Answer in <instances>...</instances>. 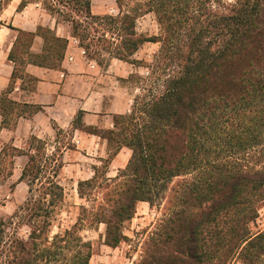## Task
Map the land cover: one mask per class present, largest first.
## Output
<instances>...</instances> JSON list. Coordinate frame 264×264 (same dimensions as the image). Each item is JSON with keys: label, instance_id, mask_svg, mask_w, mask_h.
<instances>
[{"label": "trees", "instance_id": "1", "mask_svg": "<svg viewBox=\"0 0 264 264\" xmlns=\"http://www.w3.org/2000/svg\"><path fill=\"white\" fill-rule=\"evenodd\" d=\"M11 1L0 0V12ZM117 1L120 14L104 16L92 14L91 0L42 3L71 24L87 57L100 64L103 51L140 64L133 56L143 44L160 43L147 65L148 85L131 110L115 114L112 129L85 127L109 146L116 144L111 158L124 146L132 149L129 163L114 178L102 173L99 182L96 167L92 178L80 181V197L90 195L93 205L83 207L84 216L73 226L52 234L64 187L45 143L34 137L35 152L28 153L20 178L29 186L28 197L11 215L0 217V264H91L93 247L81 234L84 226L104 223L105 243L117 247L137 203L154 205L174 178L184 176L189 178L181 183L176 208L162 220L142 264H264V228L252 226L264 205V0H130L134 4L128 2L131 8L125 11L123 0ZM38 2L21 0L19 9ZM148 13L156 15L159 35L137 33V18ZM98 20L107 29L96 43L90 36ZM112 30L119 37H109ZM38 32L45 39L42 53H31L35 33L20 30L9 59L23 64L26 55L42 66L58 65L69 40L50 28ZM19 77L36 80L15 67L11 85L0 95L4 122L36 108L8 96ZM75 124L83 127L82 112ZM16 152L5 146L0 167L4 156ZM103 183L109 191L98 201L93 190Z\"/></svg>", "mask_w": 264, "mask_h": 264}, {"label": "crops", "instance_id": "2", "mask_svg": "<svg viewBox=\"0 0 264 264\" xmlns=\"http://www.w3.org/2000/svg\"><path fill=\"white\" fill-rule=\"evenodd\" d=\"M20 2L12 0L0 12V31L7 30L16 33L10 43L4 39L0 40V95L11 85L15 67H20V70L26 74L35 77V85L29 87L26 81L19 77L8 96L22 105L27 103L36 108L30 115L24 114L17 118L9 116L6 122L0 115V153L7 145L19 149V152L14 153L15 155L4 156V158L11 156L13 165L7 179L14 184V190L9 195V199L5 200L6 204L0 206V212L4 215L12 213V210L22 202V199L17 197L19 191H26L25 194L23 193V198L27 193L29 194L27 182L20 178L29 160L28 153L35 152V149L31 148L34 137L45 143L46 156L52 158L57 150L56 144L52 143L57 129L71 130L73 148L65 147L62 150L63 164L58 170L57 180L62 185L67 181V175L70 180L73 179L78 190L80 181L90 179L95 175L93 171L89 174L84 170L85 164L79 160L92 159V156L88 154H100L98 161L104 162L103 158L108 154L109 147L106 138L85 127L99 131L112 129L114 128V115L124 114L131 110L128 88L123 86L121 79L128 78L126 75L117 73L115 69L104 71L103 64H100L97 59L87 57L79 39L72 35L69 27L60 22L58 17L48 13H43L44 17L41 18L28 17L27 11L31 8L30 5H33L29 4L19 9ZM114 11L117 13H113ZM91 12L96 16L119 15L121 7L117 0H91ZM39 27L50 28L57 36L69 40L65 58L56 66H42L34 63L31 56L26 57L23 64L21 61L15 62L9 59L20 30L35 33L31 53L43 52L45 39L38 32ZM115 61L131 63L113 57V63H109V68L114 66ZM80 112H82L83 127L75 124ZM86 151L87 154H85ZM10 152L12 151L9 150ZM131 156L132 149L124 146L111 158L109 165L111 168H123L129 163ZM0 187L4 185L1 184Z\"/></svg>", "mask_w": 264, "mask_h": 264}, {"label": "rangeland", "instance_id": "3", "mask_svg": "<svg viewBox=\"0 0 264 264\" xmlns=\"http://www.w3.org/2000/svg\"><path fill=\"white\" fill-rule=\"evenodd\" d=\"M21 1V0H15ZM130 2V5H133L134 2L130 0H123L122 10H130L131 6L127 3ZM30 9L27 11L28 17H44L43 13L51 14L48 9H46V5L42 3V0L38 3H31ZM113 13H117L114 11ZM60 22L65 23L70 30H72V26L69 22H65L63 16H57ZM83 18V17H80ZM43 19V18H42ZM85 19V18H84ZM47 23V21H46ZM97 32H93L90 36V39H93L96 43L99 42L100 34L104 31L105 27L101 20H98L95 23ZM112 30L108 36L119 37L116 33H113ZM136 31L138 34H142L144 36H154L159 35L161 32V28L158 24L156 15L154 13H148L146 15L139 16L136 21ZM16 33L0 31V40L4 39L8 43H10ZM89 41V40H88ZM116 42V41H115ZM160 43H145L143 47L134 55L135 59H142V63L132 65L131 63H125L121 61H115L114 66L109 68V63H113V56L109 54L107 51H103L105 55V61L102 65L104 71L115 69L117 73H122L126 75L128 78H121L123 86L128 88L129 98L131 99V108L134 103L136 96L144 93V87H147V78H149L150 70L147 65H149L154 60L155 53L159 50ZM25 57H27L25 55ZM100 59V58H98ZM149 82V81H148ZM29 87H33L35 83H28ZM150 83V82H149ZM125 97V92H124ZM103 131V130H101ZM71 130L64 131L61 129H57V134L52 143L56 144V152L54 154L52 165L55 166V169L59 170L62 163V150L65 147L73 148L72 137H70ZM116 144L108 147V154L104 156V162H99L101 156L100 154H88L92 156V159H84L79 160L85 164L83 167L89 174L93 171L95 173V168L99 167V174L102 176L99 179V182H102L103 174H107V177L114 178L120 175L121 170L123 168H111L110 154L115 149ZM87 154V151L85 152ZM51 155V154H50ZM4 162V163H3ZM13 162H11V156H8L6 159H2V169L3 174L0 175V185L3 184L4 187H0V206L6 204L7 199H9V195L14 190V184L9 182L6 174L11 170ZM82 169V170H83ZM107 171V173H106ZM110 172V174L108 173ZM103 173V174H102ZM67 181L62 184L64 187V201L57 208L53 225H52V234H55L60 231H64L66 228H70L73 226L79 219V217L84 216L83 207L91 208L93 205V201L91 200V196L89 198H80L78 194V190L76 185L73 182V179L70 180L69 176L66 175ZM189 176L177 177L174 178L173 182L170 184L169 189L165 193V197L160 201H156L154 205H151L147 201H140L137 203L136 213L133 218L126 221L123 225V232L125 234V239L117 246L111 247L105 243V234H106V225L104 223H95L92 226H84L81 231L82 236L85 241H90L93 247V257L91 259V264H142V261L147 258V254L150 248V242L152 237L156 232H159L160 224L162 220L169 215L172 211L175 210L177 202L179 201V193L183 189L181 183L188 180ZM44 180L42 177L41 180ZM122 180H124L122 178ZM39 184V183H38ZM106 184L98 185L93 191L95 193V197L98 198V201H102L104 198V193L109 191L106 187ZM179 190V191H178ZM178 191V192H177ZM25 190H21L18 192L17 197L22 199V202L16 207L18 208L23 200L26 199L28 193L23 198V193L25 194ZM94 198V197H92ZM98 203V202H97ZM15 208V209H16ZM12 210V213L15 211ZM10 214H3L0 212V217L6 218ZM253 230L257 231L259 229L264 228V205L260 208V217L257 221L252 225ZM21 233L24 234L27 232V227H23ZM241 264V263H235Z\"/></svg>", "mask_w": 264, "mask_h": 264}]
</instances>
